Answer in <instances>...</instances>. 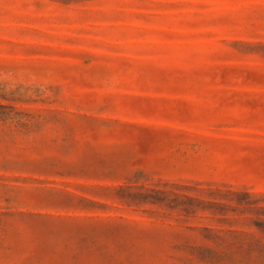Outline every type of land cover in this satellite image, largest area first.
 I'll use <instances>...</instances> for the list:
<instances>
[{
	"label": "rangeland",
	"instance_id": "1",
	"mask_svg": "<svg viewBox=\"0 0 264 264\" xmlns=\"http://www.w3.org/2000/svg\"><path fill=\"white\" fill-rule=\"evenodd\" d=\"M0 264H264V0H0Z\"/></svg>",
	"mask_w": 264,
	"mask_h": 264
}]
</instances>
